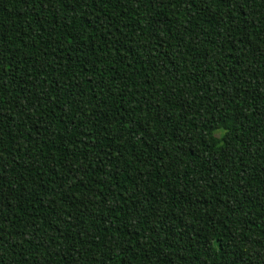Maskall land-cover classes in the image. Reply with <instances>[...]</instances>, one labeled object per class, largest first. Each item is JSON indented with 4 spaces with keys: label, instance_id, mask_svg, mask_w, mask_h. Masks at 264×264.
<instances>
[{
    "label": "trees",
    "instance_id": "1",
    "mask_svg": "<svg viewBox=\"0 0 264 264\" xmlns=\"http://www.w3.org/2000/svg\"><path fill=\"white\" fill-rule=\"evenodd\" d=\"M0 264H264V0H0Z\"/></svg>",
    "mask_w": 264,
    "mask_h": 264
}]
</instances>
